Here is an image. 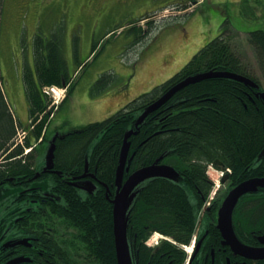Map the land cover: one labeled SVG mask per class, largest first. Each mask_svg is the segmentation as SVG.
<instances>
[{
    "label": "trees",
    "instance_id": "16d2710c",
    "mask_svg": "<svg viewBox=\"0 0 264 264\" xmlns=\"http://www.w3.org/2000/svg\"><path fill=\"white\" fill-rule=\"evenodd\" d=\"M245 10L250 11L247 6ZM146 19L136 20L133 24ZM224 24L217 36L207 41L170 79L140 95L113 117L83 126L63 139L54 141L53 167L64 176L63 179L72 174V170H85L87 165L91 171L95 170L98 181L107 185L112 195L118 156L126 132L133 130L137 117L174 85L190 76L209 71L232 72L259 85V88H250L225 78L191 84L151 113L138 126L137 135L128 139V156L134 153L129 173L156 163L171 166L181 178L180 182L167 178L148 180L128 208V250H139L144 258L140 264H147L151 251L144 246V240L152 232L168 236L177 244L189 243L199 212L213 188L206 171L209 165L217 169L215 160L232 170V186L252 177H264V157L256 164V159L264 148V102L258 95L264 88L234 50V34L228 24ZM242 30L247 33L248 42L257 52L260 68L264 72V32L248 28ZM52 40L37 36L34 38L32 48L35 77L28 68L22 77L28 103V120L33 123L30 130L31 125L23 127L16 118L0 73V198L5 197L1 190L11 186L14 189L12 196L16 197L12 202L14 208L25 198V195L19 194L23 185L27 180H33L35 173L40 171L42 161L38 145L48 141L46 130L53 110H47L48 103L42 88L61 86L62 81L67 83V78L63 75L59 44ZM39 115L42 118L38 121ZM22 128L27 129L28 134L23 145H19L16 143L17 132ZM34 145L36 146L32 152L25 155L24 149ZM244 164L250 168L243 170ZM59 176L41 173L35 181L39 182L38 185L49 196L60 200L59 208L54 207L55 202H47L45 213L50 215L55 210L61 213V217L56 219L68 236L61 244L67 249L70 243L73 244L74 234L77 233L82 243L79 241L78 247L71 248L75 252L80 249L81 244H86L85 239L93 236L94 240H103L105 246L104 251L96 252L102 261L100 263L117 264L112 235V205L105 198V191L100 188L94 194L80 195L77 189L81 188L75 189L64 184ZM10 179L15 184H11ZM33 194L31 198L35 197ZM0 205L2 206L1 203ZM8 208L3 210L7 211ZM216 209L217 207L214 208V213ZM245 210L238 209L242 217L236 216L238 230L254 229L264 232V202L255 200ZM206 215L208 221V214ZM55 220L46 216L43 226L36 227L35 230L42 231L49 227L53 229L52 223ZM18 225L21 227L22 222L19 221ZM66 230L69 232H65ZM161 252L166 253L169 258L165 259H172L173 264H183L185 260L184 252L176 245L163 244L153 255L159 257ZM158 257L156 260H159Z\"/></svg>",
    "mask_w": 264,
    "mask_h": 264
},
{
    "label": "rangeland",
    "instance_id": "374dc122",
    "mask_svg": "<svg viewBox=\"0 0 264 264\" xmlns=\"http://www.w3.org/2000/svg\"><path fill=\"white\" fill-rule=\"evenodd\" d=\"M214 1L0 0V73L16 118L20 122L22 117H28V103L20 82L26 73L29 44L33 47L36 36L59 44L63 75L69 82V91H59L55 99L60 103L68 95L53 112L47 129L48 141L38 145L41 152L47 153L55 138L106 120L119 111L123 103L170 79L215 38L198 49L203 35L199 37L198 30L193 29L192 20L184 27L188 16L195 19L197 15L213 17L217 12L231 17L233 13L242 14L241 5L238 9L232 6V12L231 6L217 5ZM230 1L246 3L247 0ZM177 2L180 6H170ZM255 5L261 6L259 2ZM142 18L147 19L133 24ZM231 29L234 50L264 88V72L257 52L238 24L236 30ZM100 91L104 97L98 98ZM43 161L46 162V158ZM207 175L214 184L210 199L228 192L231 181L227 170L221 172L209 167ZM176 179L181 181L180 177ZM88 184L92 185L87 181ZM202 217L203 214L200 222Z\"/></svg>",
    "mask_w": 264,
    "mask_h": 264
},
{
    "label": "flooded vegetation",
    "instance_id": "af4514ba",
    "mask_svg": "<svg viewBox=\"0 0 264 264\" xmlns=\"http://www.w3.org/2000/svg\"><path fill=\"white\" fill-rule=\"evenodd\" d=\"M122 107L123 105L121 108ZM263 152L264 148L261 153ZM261 153L256 159L257 162H259ZM216 162L219 168L229 169L225 168L224 164L220 161L215 160V163ZM244 167L245 168L243 170L250 168L248 165H245ZM43 168L44 161L42 158L40 171L35 173L33 180H27L25 185H23L22 190L19 192L20 195H25V198L22 199V203L16 208L12 205V202L16 198L15 196H12L14 189L10 186V188L8 187L1 190L5 197L3 196L0 198V203L2 204V206L0 205V264H101L100 262L102 261L99 259L100 256L96 255V252L105 250L103 240H94L92 236V239H85L86 244H81L80 249L78 248V250L74 252L71 248L73 246L78 247L79 241L82 243V239L79 238L77 233H75L73 244L70 243L67 249H65L63 244H61L62 240L66 241L68 237L62 231L60 221L57 220L61 217V213L57 210L50 213V215L45 213L47 202H55L54 207L59 208L60 200L58 197L49 196L48 193L42 190V186L38 185L39 182L35 181L39 178L41 173H48L49 175L58 174L54 167L51 170V173L49 170L43 172ZM229 170L230 173L228 178L230 177L229 180L231 181L232 170ZM72 172L73 173L67 175L65 179H63L64 176L61 174L58 176L61 177L64 184L72 186L71 183H75L78 186H73L75 189L81 188L80 190L77 189L80 195L94 194L99 191L100 188H103L105 191L104 195L107 200L110 201V198L113 197L114 193L112 195L110 192L106 193L105 184L98 181L94 169L91 171V168L86 165L85 170L83 169V171L80 172H78V170H72ZM37 173L39 175H37ZM83 174L84 177L79 178ZM87 181L91 182L92 185H87ZM10 182L11 184H15L12 182V179H10ZM235 186H237V184ZM235 186L231 185L228 192L220 194L216 199H211L209 202L208 207L205 209L204 217L201 218L203 221H199L195 247L196 253L190 264H264V255L259 259H254L252 257L248 258L244 254L241 255L239 253V249L234 245H231L229 241H226L221 230L218 228L219 210L223 205L225 197ZM32 194L33 197L35 196L34 198H31ZM252 196V194H248L241 197L233 209L232 231L239 242L244 245L253 249H264V243L259 241V238H262L261 236L264 235L263 230H243L240 228L241 231H239L236 224V216L239 215L240 212H238V209L246 211L245 209L247 205L252 204L255 200H262L264 202V188L256 194L257 197L253 198ZM5 207H9L7 211L3 210ZM216 207L217 209L214 213L213 211ZM206 213L208 214V221L207 215L205 216ZM46 216L54 220L57 218L52 223L54 228L52 229L49 227L48 229L42 231L35 230L36 227L41 228L43 226V221ZM19 221L22 222L21 227L18 225ZM65 232H69V230H66ZM150 235H152V233H150L144 240L145 247L148 246V241H151ZM228 240L233 241L231 238ZM161 241V244L156 243L152 248L147 247L149 251H151L149 254L150 256L147 258V264H173L174 261L172 259H167L169 256L166 255V253L161 252L159 257L156 254L153 255L158 248L161 249V246L166 244L164 240H160V242ZM126 242L129 243V239H126ZM129 252L132 262L131 264L143 263L144 258H142L141 254H139V250H133V252H136L135 254L128 250V253ZM259 253L260 252L257 254ZM156 257H158L159 260H156ZM165 257L167 258L165 259ZM187 260H190V255L185 258L183 264H186Z\"/></svg>",
    "mask_w": 264,
    "mask_h": 264
},
{
    "label": "water",
    "instance_id": "95a60500",
    "mask_svg": "<svg viewBox=\"0 0 264 264\" xmlns=\"http://www.w3.org/2000/svg\"><path fill=\"white\" fill-rule=\"evenodd\" d=\"M213 78H225V79H231L240 83H243L246 86H250L253 88H256L257 85L251 81L250 79L232 73V72H226V71H209L204 73H199L194 76H190L183 81L179 82L172 88H170L163 96H161L157 101H155L153 104L148 106L145 111L141 114V116L138 118L136 122V127L138 124H140L143 119L150 113L157 110L159 107H161L163 104H165L175 93L182 90L188 85L201 82L203 80L207 79H213ZM261 96L264 98V93L261 94ZM136 134L132 131H129L123 140V145L120 151L119 156V166L116 170V179L115 184L117 185V190L115 193V196L113 200L111 201L113 205V237H114V247H115V254L117 259V264H130L129 258L127 256V244L124 239L123 231H124V223L123 219L126 215L125 211L127 209V205H129L130 200L133 196H131L132 190L139 184L140 182L149 179L151 177H160V178H167L171 180H176L177 173L174 171L173 168L165 165H152L149 167H145L143 169H140L129 176V178L124 182L122 187H119V183L121 182L123 168L126 160V156L128 153L129 143H127V139L130 137V135ZM54 141V140H53ZM55 150V145L52 143V146L50 149H48V152L46 153V166L44 168V172L47 171L52 167V160H53V153ZM258 188H264V179L263 178H253L250 180H247L241 184H239L236 188L231 190L227 197L225 198L223 205L218 213V228L221 230L223 237L226 239V241H229L231 245H234L239 249V253L241 255H246V257L259 259L262 258L264 255L263 249H253L249 248L247 246H244L241 244L236 237L234 236V233L232 231V211L240 198L245 193H255L257 192ZM231 238L233 241L228 240ZM257 252H260L257 254Z\"/></svg>",
    "mask_w": 264,
    "mask_h": 264
},
{
    "label": "crops",
    "instance_id": "0c3cea01",
    "mask_svg": "<svg viewBox=\"0 0 264 264\" xmlns=\"http://www.w3.org/2000/svg\"><path fill=\"white\" fill-rule=\"evenodd\" d=\"M243 1V0H242ZM214 2H217V5L225 4L226 7L235 6L236 9L239 5H241L240 10L242 11V14L236 15L233 13V16H227L225 12H217L213 17H201L196 16L195 19L192 18V16H188L187 20L185 21L184 27L189 23V21L192 20L191 24L198 30L199 37L202 34V40L199 44L198 49L207 41H209L211 38L217 36L219 33V30L223 26L224 23H227L229 27L235 28L238 24V27L242 28H248L250 30H258L264 32V0H247L246 3L241 2H231L230 0H215ZM256 2H259L261 6H256ZM245 6H247L250 11L245 10ZM218 9V8H217ZM251 9L253 10V13L251 12ZM232 8V12H233ZM210 12L213 13L212 10ZM259 13V14H258ZM261 13V14H260ZM231 19V20H229ZM182 25V31L185 29ZM30 29V27L28 26ZM192 28V27H191ZM190 28V29H191ZM34 30V27L32 28ZM35 32V31H34ZM36 33V32H35ZM31 44H29L27 57H26V68H28L31 71V75L35 77V66H34V56H33V48L30 50ZM194 53V52H193ZM192 54V53H191ZM69 74V73H68ZM20 85L22 87V91L25 94L24 91V85L23 80L22 83L20 82ZM104 97V96H102ZM21 126L25 127L28 122V117H22L21 120Z\"/></svg>",
    "mask_w": 264,
    "mask_h": 264
},
{
    "label": "bare ground",
    "instance_id": "6f19581e",
    "mask_svg": "<svg viewBox=\"0 0 264 264\" xmlns=\"http://www.w3.org/2000/svg\"><path fill=\"white\" fill-rule=\"evenodd\" d=\"M59 88L61 89V90H64V86L63 85H61V86H59ZM21 124V123H20ZM22 125V124H21ZM209 167H213V165H209ZM210 180V179H209ZM210 181H212V180H210ZM212 183H213V181H212ZM124 184V183H123ZM122 184V185H123ZM122 185H121V187H122ZM214 185V184H213ZM213 189V188H212ZM209 197V196H208ZM225 200V199H224ZM224 202V201H223ZM131 205V204H130ZM126 233H127V218H126V225H125V227H124V231H123V235H124V239H125V242H126ZM162 240H164L166 243H170V244H172V245H176L178 248H179V245L180 244H177L172 238H170V237H168V236H165V235H163V239ZM259 241L261 242V243H264V239L263 238H259ZM156 242V241H155ZM126 244H127V242H126ZM156 244V243H155ZM155 244H153V245H151V243H150V241H148V246L147 247H149V248H152L153 246H155ZM180 250H182V252H184V254H185V258L186 257H188L189 256V254L191 253V251H192V247H187V250H183V249H181V248H179ZM258 250V249H257ZM264 250V249H263ZM127 251H128V245H127ZM258 253V252H257ZM127 256H128V258L130 259V256H129V253L127 252ZM129 263L131 264V261L129 260Z\"/></svg>",
    "mask_w": 264,
    "mask_h": 264
},
{
    "label": "built area",
    "instance_id": "2783aa9c",
    "mask_svg": "<svg viewBox=\"0 0 264 264\" xmlns=\"http://www.w3.org/2000/svg\"><path fill=\"white\" fill-rule=\"evenodd\" d=\"M51 91H53L54 92V90L53 89H51ZM47 94L49 93L47 90L45 91ZM20 135L23 137V135H24V133L22 132V133H20Z\"/></svg>",
    "mask_w": 264,
    "mask_h": 264
}]
</instances>
